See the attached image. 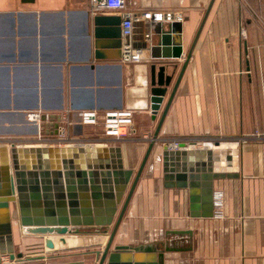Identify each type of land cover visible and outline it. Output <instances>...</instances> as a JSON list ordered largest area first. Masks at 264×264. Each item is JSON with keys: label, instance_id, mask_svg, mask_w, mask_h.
Returning <instances> with one entry per match:
<instances>
[{"label": "crops", "instance_id": "obj_1", "mask_svg": "<svg viewBox=\"0 0 264 264\" xmlns=\"http://www.w3.org/2000/svg\"><path fill=\"white\" fill-rule=\"evenodd\" d=\"M211 2L126 0V12L153 16L136 24L134 32L135 46L146 60L124 65L113 39L112 22L122 19L116 11L93 14L90 0H0V147L37 134L30 113L132 111L134 133L92 145L121 149L124 168L134 171L127 196L192 52L113 249L169 248L165 264H264V0H215L195 43ZM166 13L182 24L181 37H174L183 48L181 59L152 57L158 32L171 24L154 15ZM153 67H165L173 77L157 116L151 110ZM175 142L189 145L180 158L194 168L207 167L204 143L240 144L239 178L214 182V192L224 193L222 219L192 218L189 191L179 189L177 179H165L171 167L165 165L172 163H165L163 145ZM219 152L226 158L227 150ZM7 157L0 153V164ZM10 210L14 251L24 255L20 263L98 264L96 252L109 241L96 228H82L50 250L45 246L49 238L22 235L15 203ZM179 231L191 233L172 234ZM3 264H10L9 257Z\"/></svg>", "mask_w": 264, "mask_h": 264}, {"label": "water", "instance_id": "obj_2", "mask_svg": "<svg viewBox=\"0 0 264 264\" xmlns=\"http://www.w3.org/2000/svg\"><path fill=\"white\" fill-rule=\"evenodd\" d=\"M215 0H212L196 41L205 25ZM122 19L113 20L115 45L122 46ZM182 24L171 23L166 31L158 32V44L151 47L153 59H181L183 48L175 45V36L181 37ZM148 45H144L147 49ZM192 52L187 57L175 84L171 98L159 123L155 137L143 159L126 196L134 171L124 168L120 148L98 146H75L65 148L0 147V153L9 158L0 164V264L9 257L10 264H24V255L15 254L10 204H16L18 226L22 235L45 239V246L55 249L50 238L78 235L82 228H96L98 233L108 235L109 241L103 251L96 252L98 264H165V253L153 245L129 247L117 246L114 239L124 219L137 184L156 144L162 124L175 93L180 85ZM173 77L166 75V68H152L151 110L157 116L164 102ZM186 143L172 150L163 145L164 161L172 165L166 180L177 179L178 188L189 191L192 218L209 219L215 216L214 182L239 178L240 144L238 142L204 143L208 152L207 167L188 166L180 157L187 155ZM227 150L226 158H219V150ZM176 162V163H175ZM126 196V197H125ZM123 204V205H122ZM122 209L118 215L119 207ZM117 218V219H116ZM116 219V221H115ZM113 227L109 234L110 228ZM190 231L172 232L174 235H190ZM113 250V251H112ZM39 257L38 259H42ZM29 262L32 258L27 259Z\"/></svg>", "mask_w": 264, "mask_h": 264}, {"label": "built area", "instance_id": "obj_3", "mask_svg": "<svg viewBox=\"0 0 264 264\" xmlns=\"http://www.w3.org/2000/svg\"><path fill=\"white\" fill-rule=\"evenodd\" d=\"M93 14L107 9L116 11L122 17V46L121 62L124 65H137L146 59L142 49L135 46L134 32L136 24L148 23L153 16L151 12H126V0H90ZM155 19H163L167 22H175L174 13L155 14ZM182 19V15L177 17ZM150 35L146 38L149 39ZM75 117V118H74ZM58 118V119H56ZM30 123L37 126V134L27 140L13 139L6 145L10 147L29 148H65L75 146L94 145V142L115 139L120 141L134 133V113L132 111L117 110L99 113L96 110L74 112L67 109L60 115L44 114L41 112L30 113L28 115ZM77 128L82 132L78 133ZM88 138H84V135ZM107 144V143H106ZM179 142L169 145L172 150L178 148ZM215 216L219 219L224 217V193L214 194Z\"/></svg>", "mask_w": 264, "mask_h": 264}, {"label": "bare ground", "instance_id": "obj_4", "mask_svg": "<svg viewBox=\"0 0 264 264\" xmlns=\"http://www.w3.org/2000/svg\"><path fill=\"white\" fill-rule=\"evenodd\" d=\"M54 241L55 247H61V245H64V243H62L58 237H55L52 239ZM90 240H87L86 242H89ZM91 241H96L95 239L91 240ZM98 241V240H97Z\"/></svg>", "mask_w": 264, "mask_h": 264}, {"label": "rangeland", "instance_id": "obj_5", "mask_svg": "<svg viewBox=\"0 0 264 264\" xmlns=\"http://www.w3.org/2000/svg\"><path fill=\"white\" fill-rule=\"evenodd\" d=\"M261 58H262V66H261V73H264V50L261 51ZM35 239L42 240L43 238L35 237Z\"/></svg>", "mask_w": 264, "mask_h": 264}]
</instances>
